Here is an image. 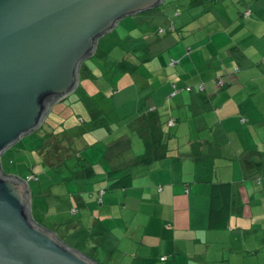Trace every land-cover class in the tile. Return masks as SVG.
<instances>
[{"label":"crops","instance_id":"1","mask_svg":"<svg viewBox=\"0 0 264 264\" xmlns=\"http://www.w3.org/2000/svg\"><path fill=\"white\" fill-rule=\"evenodd\" d=\"M219 3V13L185 30L184 40L143 37L139 47L155 52L146 60L152 78L139 79L138 97L120 102L119 114L112 109L105 130L94 135L96 143L115 136L128 143L109 139L106 149H91L97 163L90 177L85 183L63 180L62 194L48 177L54 196L31 208L38 224L98 264H136L133 258L138 264H194L208 259L211 240L236 230L254 234L251 247L264 245V0ZM247 9L251 15L243 18ZM116 118L126 123L115 126ZM124 178L127 187L105 189ZM221 183L230 186L231 212L210 228L212 186ZM74 184L81 187L77 192ZM100 224L122 251L105 246L103 232L77 233ZM72 237L81 239L76 247ZM192 244L200 253L190 250Z\"/></svg>","mask_w":264,"mask_h":264},{"label":"water","instance_id":"2","mask_svg":"<svg viewBox=\"0 0 264 264\" xmlns=\"http://www.w3.org/2000/svg\"><path fill=\"white\" fill-rule=\"evenodd\" d=\"M164 1L0 0V264H98L33 219L30 185L2 156L77 90L104 36Z\"/></svg>","mask_w":264,"mask_h":264},{"label":"trees","instance_id":"3","mask_svg":"<svg viewBox=\"0 0 264 264\" xmlns=\"http://www.w3.org/2000/svg\"><path fill=\"white\" fill-rule=\"evenodd\" d=\"M177 1V0H176ZM257 1V0H253ZM166 0L159 6H157L154 9L140 12L134 15L129 16V18H125L120 22L121 32L119 35L116 34L114 31L112 34H110V37H114L112 39H106V42L104 45L100 42V46H98L96 54L90 58L94 61L90 66H88L85 72V75L87 78L97 79V76H95V73H97V70L101 72V75H107L108 79L110 81L114 79H121L120 85H115V96L107 95L104 98H96V94L89 93L88 97L86 99H82L80 95L77 94L76 97H74V94L76 92L78 93L80 90L89 91L94 89L96 90L95 85L92 82L87 81V85L83 88L82 85L77 88V90L69 95H67L65 98H59L56 99L55 103L52 104L51 110L48 113L43 125L41 126V130L43 132H39L42 137H46L48 140L47 142H51V146L53 147V150L55 152L56 147L58 148L60 139L56 137L55 132L52 133L50 130L54 126L55 116H58L60 111H62V107L69 108L70 112H74L73 106L78 104L80 105H87L90 109V111L86 112L82 110V108H79V118L82 120L83 124L91 123L92 127L94 128L95 125L97 127H100V124L103 123L102 126H105V121L110 117V112L108 110L115 109L117 105L121 106L122 104L120 102H124V100H120V98H117V95L123 93L124 91H129L131 88H138V79H141L143 77H151L152 78V71H150L147 67L146 60L150 57H155V52H153L152 48L144 49V47L140 48V43L144 39L143 37L147 35H152L154 38H163L168 35H175L177 39L184 40L186 38V35L184 34L185 30L190 31L193 24H198L199 20H202L203 17H205L207 14H218L219 13V2L220 0H189V4H184L183 2L177 1L176 4L171 2L170 4L165 3ZM159 9V12L149 15L146 13H149L151 11ZM173 10V11H172ZM170 11L173 15L172 18L178 17L177 21L176 19H171V13L167 12ZM170 13V14H169ZM189 13L193 14L192 16L194 18H188ZM165 14V15H164ZM168 14V15H167ZM249 15H251V10L247 9L242 13L243 18H247ZM186 18V19H185ZM185 19L184 21H181ZM161 22V23H160ZM120 37L121 46H118L116 42V39ZM116 38V39H115ZM125 44V47L128 48L127 50L122 48ZM130 46H133L132 48ZM122 50L123 56L121 59H119L117 53V49ZM146 50V51H145ZM149 50V51H148ZM146 54H151V56H145ZM164 53V52H163ZM154 54V55H153ZM145 56V58L143 57ZM163 55V54H162ZM150 63V62H148ZM174 60H172L169 65H175ZM127 64V65H124ZM168 64V63H167ZM84 65L82 66L83 70ZM81 70L82 74L83 71ZM81 74V76H82ZM80 76V77H81ZM129 82H126V81ZM126 82L127 84H123V82ZM221 81V80H220ZM219 81V85L220 82ZM140 82V81H139ZM135 89V90H136ZM102 92V91H101ZM137 98V93L134 94ZM95 96V97H93ZM116 98L118 99L116 101ZM62 99V100H61ZM98 99V100H97ZM66 101L68 102V106ZM59 104H61L59 106ZM56 107H58L56 109ZM60 107V108H59ZM67 112V110H65ZM55 115V116H53ZM170 123L175 124L174 120L169 121ZM47 125L50 127L47 128ZM172 126V125H170ZM38 129V130H39ZM36 130V131H38ZM52 130V129H51ZM93 130V129H91ZM34 131V132H36ZM32 132L31 134H33ZM92 132V131H91ZM29 134V135H31ZM27 137V136H26ZM41 137V138H42ZM25 138V137H24ZM23 138V139H24ZM22 140V139H21ZM41 140V139H40ZM24 140H22L23 142ZM76 140H70V142L73 144V152L75 156H80L79 153L82 152L84 148L79 149L77 145L75 144ZM21 142V143H22ZM21 143H16L13 147H11L9 150H7L3 156H2V169L6 175L15 176L18 177L22 181L28 182V184L35 179L34 173L30 172L28 175L25 176H19L15 175L13 173L10 174L7 172V168L9 166L15 165V158L19 160L21 163V159H24V155L20 154L23 153V149L21 148ZM21 148V149H20ZM62 150L58 149L57 153L60 154ZM67 151V150H66ZM11 153V154H10ZM68 156L70 155L67 151ZM81 159V162H85L84 158L79 157ZM84 165V164H83ZM20 171V170H19ZM20 174V173H19ZM26 179V180H25ZM69 178H64L63 180H68ZM38 180V179H36ZM126 178L116 181L113 184H108V186L105 188L107 190H114L118 187H127ZM126 182V183H125ZM30 185V184H29ZM57 183L52 184V186H56ZM212 205H211V217L209 221V227L215 228L219 224L221 225L222 222H224L231 212L232 202L231 197L232 193L230 191L229 184L221 183V184H214L212 186ZM48 191H51L49 189ZM89 244V241L86 242V246ZM83 250V249H82ZM81 253H83L81 250H78ZM84 254V253H83ZM87 257L90 258L89 255L84 254Z\"/></svg>","mask_w":264,"mask_h":264},{"label":"rangeland","instance_id":"4","mask_svg":"<svg viewBox=\"0 0 264 264\" xmlns=\"http://www.w3.org/2000/svg\"><path fill=\"white\" fill-rule=\"evenodd\" d=\"M177 1L181 3L183 2L184 4H189V0H177ZM177 1L176 0H166L165 3L170 4L171 2H173L174 4H176ZM157 12H159V9L151 11L146 14L153 15ZM114 31L116 32L117 35H119V33L121 32L120 23L112 32ZM106 38L112 39L114 37H110V34L104 36L100 40V42L103 45L106 42ZM100 42H99V46H100ZM113 43H117L118 46L122 45L120 42V37L116 39V42H114L113 40ZM123 45L124 46L122 48L127 50L128 48L125 47V44ZM130 47L132 48L133 46H130ZM117 50L118 51L116 54L118 55L119 59H121V57L123 56V52L120 49H117ZM123 59H124V56H123ZM93 61H94L93 59H88L84 62L83 64L84 71L82 70L83 74L81 72L82 76L80 77L79 86L82 85V87L83 86L85 87L87 85V81L90 80L88 81V83L92 82L95 85L96 90L94 91V89H92L89 91H84L82 89L78 93L76 92V94L73 93L74 97H76L78 94L80 95V97H82V99H86L89 93H91V95L95 93L96 96H98L96 98H104L107 95H110L112 97L115 96L116 94L114 92L115 91L114 86L120 85L119 83L121 82V79H114L110 81L107 75H101V72L99 70H97V73H95V76H97V79L93 80L92 78L90 79L86 77L85 75V72L87 70L86 68L90 66ZM124 65H127V64H124ZM125 81L123 82V84H127L126 82H129V81H126V82ZM137 81L139 83V79ZM136 93H137L136 90L124 91L123 93L117 95V98H120L126 101L128 96H130L131 98L132 97L135 98L134 94ZM117 98H116V101L118 100ZM66 103H67L66 106H68L67 101ZM137 104L138 102L135 100L133 103H131L130 106H133L134 108V107H137ZM60 105L61 104H59V106ZM119 107L120 106L117 105L116 110L114 109V111L115 112L118 111ZM57 108L58 107H56V109ZM79 108H82V110L86 112L90 111L91 109L87 105L79 106L78 104H76L73 106V109H72L74 110V112H70L68 107L66 109V107L64 108L63 106L62 111H60L61 114H59L58 116L53 115L55 116L54 119L56 122H54V126L51 128L52 130L51 129H48V130H50L52 133L55 132L56 137L60 139L59 146L58 148L56 147L55 152L53 150V147L51 146V142L50 141L47 142L48 140L46 139V137L44 136L42 137V135H40L41 132H43V130H41L42 128L34 132L33 134L28 135L24 139H22L24 140L23 142L22 140L19 141V143L22 142L21 148L23 149L22 150L23 153H20V154L24 155L25 157L23 160L21 159L22 163L15 158L14 160L15 165L9 166L7 168V172L10 174H13L15 171L20 170V172L22 173L21 175L23 174L28 175L30 172L34 173L35 179L30 182L31 191L33 190L32 188L33 185L35 186V189H36L35 196H33L31 200L32 209L37 210L38 205H40L39 200L41 199L50 200V198H52V195L54 196L53 190L57 194L58 193L62 194L61 190L62 191L64 190L62 181L64 178H69L68 181L71 180L73 182L74 181H77L80 183L86 182V179H88V177H90L91 175L90 173L93 172L90 166H92V164L97 163V160L95 159L93 153H91V149L95 147H98L99 149H101L99 146L103 147L102 150H104V148L106 149L107 148L106 146H109V142H108L109 139H112L114 143H117V144L119 143L127 144L128 143L127 138L122 139L119 136L108 138L102 142L98 141L96 143L95 141L97 137H95L94 135L100 131L105 130L106 126H102L103 123H101L100 127H97V125H95L94 128H91L92 122L89 124L86 123L84 125L82 120L79 118V112H80ZM65 110H67V112H65ZM108 112L111 113L112 109L108 110ZM117 114H119V111ZM110 117H113V115ZM116 121L117 122L115 123V126L122 124V123H126V120L122 121V118H118V119L116 118ZM112 122L114 123L115 121L112 120L111 125H112ZM48 127L49 126L47 125V128ZM129 138L130 140H132L130 145L134 146L135 145V141H133L134 137L130 135ZM70 140H76L75 144L77 145L79 149L84 148L82 152L79 153L80 156L78 155L75 156L74 153L71 152L73 151L74 148ZM58 149L62 150L60 154L57 153ZM143 149L144 147L142 146V150ZM66 150L69 152L70 154L69 156ZM79 157L84 158L85 162H81V159ZM83 164H86V166ZM48 177L53 179L55 183H58V185L51 187L53 188V190H51L50 195L48 194V192H50L48 190L51 189V188H48L49 187ZM64 181H67V180H64ZM70 187L73 189V192H77L79 188H81L80 186H78V184H74L73 186H70ZM85 187H87V185ZM37 188H38V196H37ZM40 193H42V195H39ZM36 213L38 214L39 212H36ZM56 213L58 212L55 210L53 212L52 211L50 212V217L53 221L57 220ZM83 214L86 215V212H83ZM86 218L89 219L88 216H86ZM64 219H68L70 221L72 218L70 216L60 217L59 221L61 222ZM90 220L91 219H89V221ZM102 226L103 224H100L97 228H95V226H89L85 229H79L77 233L79 232L78 235L85 238L87 237L88 232L92 230L94 231L96 230L97 233L103 232L105 233L107 237L105 246L111 247L110 250H113L114 248H116L122 251L121 246L113 247L114 242L112 241V238L114 236L109 234L106 228ZM81 230H83V232H80ZM236 231L233 234L229 232L225 233L223 235V239L222 240L220 239V241H214L216 239L211 240L208 244L209 249L207 248L209 252L211 253L209 254L208 259L203 260V261H201V259H197L196 262H194V264H264V245L262 244L263 247L261 246L251 247L253 245H256V243H250L249 241L252 239L254 234H248V233L244 234L240 230H236ZM239 231L242 237L238 235ZM219 235H216V236H219ZM235 239H238V240H235ZM80 241L81 239L78 241L77 239H74L72 237V240H69V243L70 245H74L76 247L77 242L80 243ZM118 245H121V244H118ZM190 250H193L194 253H200L199 251H201L200 248L196 250L193 244L191 245ZM133 261L137 262L136 264H138L139 262V260L134 259V258H133ZM206 262H209V263H206ZM180 264H184V262Z\"/></svg>","mask_w":264,"mask_h":264},{"label":"built area","instance_id":"5","mask_svg":"<svg viewBox=\"0 0 264 264\" xmlns=\"http://www.w3.org/2000/svg\"><path fill=\"white\" fill-rule=\"evenodd\" d=\"M170 125H173V123H170Z\"/></svg>","mask_w":264,"mask_h":264}]
</instances>
